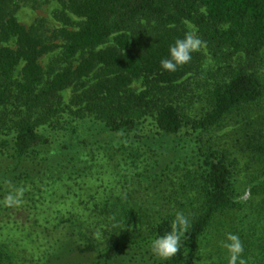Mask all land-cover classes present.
<instances>
[{"label": "trees", "instance_id": "obj_1", "mask_svg": "<svg viewBox=\"0 0 264 264\" xmlns=\"http://www.w3.org/2000/svg\"><path fill=\"white\" fill-rule=\"evenodd\" d=\"M52 1L62 5L65 25H73L71 16L82 20L77 29L51 31L44 19L26 27L15 17L20 5L39 9ZM185 21L199 28L206 44L243 54L252 62L264 50V0H0V44L14 45L0 46V127L14 133L0 140V198L41 173L43 165L34 159L51 153V140L38 130L32 114L55 116V104L69 88H75L71 103L79 108L73 113L96 118L112 136L141 134L150 116L156 129L151 142L163 146L160 142L180 135L186 124L175 96L189 66L172 72L161 67V60L187 33ZM57 49L61 55L45 71L42 58ZM139 80L145 81V88L132 91ZM262 97L259 76L245 67L235 68L228 81L212 90L210 111L191 129L209 131ZM12 112L18 120L7 118ZM75 150L63 142L64 156H74ZM201 166L203 208L171 260L162 261L135 241H118L102 250L84 236L82 223L70 219L54 230L47 251L35 264H196L189 248L204 236L217 213L235 204L232 171L225 158L210 151ZM129 216L120 214L123 224ZM99 225L103 235L120 228ZM170 225L169 220L158 223L154 238L170 231ZM138 230L136 223L132 231Z\"/></svg>", "mask_w": 264, "mask_h": 264}, {"label": "rangeland", "instance_id": "obj_2", "mask_svg": "<svg viewBox=\"0 0 264 264\" xmlns=\"http://www.w3.org/2000/svg\"><path fill=\"white\" fill-rule=\"evenodd\" d=\"M62 10L58 1L39 9L20 5L15 17L26 27L44 19L51 31L64 26L77 29L82 20L71 16L73 25H65ZM183 28L203 41L194 23L185 21ZM61 53L57 49L42 58L45 71ZM187 64L189 71L175 96L186 128L160 142L163 146L149 139L156 134L152 116L144 123L142 135L129 137L108 134L102 122L90 115L77 117L73 112L79 108L71 103L74 87L62 93L55 116L32 114L38 130L51 140L52 151L34 159L43 165L40 174L9 193L22 190L19 205L3 203L9 194L0 198V264H35L47 251L54 230L70 219L82 223L84 236L102 250L118 241L150 248L158 223L172 222L177 212L191 222L202 210L205 170L201 162L210 151L219 152L232 171L235 204L217 213L204 236L189 248L190 258L196 264H227L220 241L232 233L242 242L244 264H264V50L252 62L243 54L203 41ZM240 66L259 76L263 97L243 105L213 129L194 132L191 125L210 111L212 90ZM144 88V80L130 87L135 92ZM7 118L18 120L13 112ZM13 135V129L0 127V140ZM63 142L74 145L77 153L64 156ZM124 212L130 214L126 224L120 218ZM136 223L139 230L134 232ZM99 224H120V228L103 235Z\"/></svg>", "mask_w": 264, "mask_h": 264}, {"label": "clouds", "instance_id": "obj_3", "mask_svg": "<svg viewBox=\"0 0 264 264\" xmlns=\"http://www.w3.org/2000/svg\"><path fill=\"white\" fill-rule=\"evenodd\" d=\"M203 47V41L193 33H186L182 39H177L169 48V57L161 60V67L168 71H176L178 67L189 63L192 54ZM22 190L5 197L3 203L8 207L21 203ZM190 228L189 218L182 212H177L170 225V231L159 235L150 241L151 253L162 261L171 260L183 246V240ZM220 246L227 253V264H244V251L240 238L227 233L220 241Z\"/></svg>", "mask_w": 264, "mask_h": 264}]
</instances>
